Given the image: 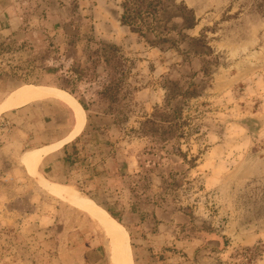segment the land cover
<instances>
[{
    "label": "rangeland",
    "instance_id": "1",
    "mask_svg": "<svg viewBox=\"0 0 264 264\" xmlns=\"http://www.w3.org/2000/svg\"><path fill=\"white\" fill-rule=\"evenodd\" d=\"M122 1L0 0L10 93L66 92L87 120L78 148L109 156L102 188L45 180L104 212L120 264L151 245L164 264H264V0H171L193 25L174 18L167 42L123 25ZM21 139L0 120V264H110L85 207L41 185L40 159L21 162Z\"/></svg>",
    "mask_w": 264,
    "mask_h": 264
},
{
    "label": "crops",
    "instance_id": "2",
    "mask_svg": "<svg viewBox=\"0 0 264 264\" xmlns=\"http://www.w3.org/2000/svg\"><path fill=\"white\" fill-rule=\"evenodd\" d=\"M4 76H0V106L9 93L20 86H13ZM0 120L10 125L22 138L19 142L28 147L26 153L53 147L39 157L36 166L44 180L53 181L58 178L68 181L75 188L103 187L99 185H102L101 175L109 156L98 153V147L93 141L84 145V149L78 148L88 138L87 120L82 128V118L81 127L75 131L76 112L64 102L56 99L33 102L1 113ZM74 131L75 134L70 137ZM151 246L152 250L146 246L137 247V262L164 264L154 256V250L159 248Z\"/></svg>",
    "mask_w": 264,
    "mask_h": 264
},
{
    "label": "bare ground",
    "instance_id": "3",
    "mask_svg": "<svg viewBox=\"0 0 264 264\" xmlns=\"http://www.w3.org/2000/svg\"><path fill=\"white\" fill-rule=\"evenodd\" d=\"M48 99H56L64 102L69 107H71L76 112V126L75 131L79 130L82 124V115L81 110L77 104V102L66 92L54 88V87H44V86H31L21 89L18 92L9 93L6 97L4 103L0 106V114L19 107L26 106L30 103H35L38 101H44ZM75 131L72 133L70 137L75 134ZM56 147V146H54ZM41 149V150H33L26 153L21 162L27 166L34 167L35 163L38 161L39 157L47 152L48 150L52 149ZM41 185L46 188H50L52 190H58L62 193L66 194L74 201L81 204L88 212L92 223H94L105 235L107 245V254L108 260L110 264H120L121 262V242L117 231L113 227L112 223L110 222L109 218L104 214V212L94 204L88 198L80 197L76 195L74 192L70 191L65 186H59L56 184H51L46 182L41 178ZM106 250V249H105ZM105 253V252H104Z\"/></svg>",
    "mask_w": 264,
    "mask_h": 264
},
{
    "label": "trees",
    "instance_id": "4",
    "mask_svg": "<svg viewBox=\"0 0 264 264\" xmlns=\"http://www.w3.org/2000/svg\"><path fill=\"white\" fill-rule=\"evenodd\" d=\"M121 8L120 19L123 25L141 35L150 33L160 42H167L172 34L174 18H183L189 26L188 29L193 25L190 17L185 14L189 10L183 5H174L171 0H123Z\"/></svg>",
    "mask_w": 264,
    "mask_h": 264
}]
</instances>
